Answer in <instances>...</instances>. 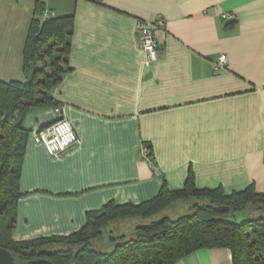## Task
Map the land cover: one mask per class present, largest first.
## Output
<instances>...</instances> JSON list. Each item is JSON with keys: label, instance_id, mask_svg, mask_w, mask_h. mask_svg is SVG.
I'll return each mask as SVG.
<instances>
[{"label": "crops", "instance_id": "obj_1", "mask_svg": "<svg viewBox=\"0 0 264 264\" xmlns=\"http://www.w3.org/2000/svg\"><path fill=\"white\" fill-rule=\"evenodd\" d=\"M39 0H0V80L25 81L24 48ZM73 14L70 69L53 90L79 144L51 156L31 136L57 118L30 109L13 238L68 235L110 201L141 203L162 185L264 193V0H40ZM234 14L224 19L223 14ZM163 19L145 65L138 20ZM227 54V63L215 61ZM150 146L157 174L143 155ZM176 264H233L227 247Z\"/></svg>", "mask_w": 264, "mask_h": 264}, {"label": "trees", "instance_id": "obj_2", "mask_svg": "<svg viewBox=\"0 0 264 264\" xmlns=\"http://www.w3.org/2000/svg\"><path fill=\"white\" fill-rule=\"evenodd\" d=\"M45 10L37 1L24 48L25 81L0 80V246L18 263L47 258L55 264H176L193 251L227 247L233 264H264V193L254 185L232 193L199 188L192 172L182 188L171 190L164 183L141 203L110 201L89 211L85 225L71 234L13 238L29 138L23 120L32 108L59 105L53 90L70 69L73 14L44 19ZM176 201H192V213L151 219ZM248 210L258 214L238 219ZM128 218L141 221L129 233L110 234L111 250L93 247L112 232L110 223Z\"/></svg>", "mask_w": 264, "mask_h": 264}, {"label": "built area", "instance_id": "obj_3", "mask_svg": "<svg viewBox=\"0 0 264 264\" xmlns=\"http://www.w3.org/2000/svg\"><path fill=\"white\" fill-rule=\"evenodd\" d=\"M56 13L52 10L46 9L43 13V18L55 16ZM224 19L234 18V14L225 13L222 15ZM137 29L141 37V46L145 52V65L150 66L159 58V48L161 47L160 35L166 29V22L163 19H156L152 21L138 20ZM227 63V54L223 53L215 61L216 69H222ZM65 107L57 106L55 111L57 118L53 122L34 129L31 132L32 139L39 144H42L46 151L55 157H59L76 147L80 140L74 129L72 122L65 115ZM143 155L149 160L153 170L160 174L161 171L156 163L152 160L150 149L147 146L142 148Z\"/></svg>", "mask_w": 264, "mask_h": 264}, {"label": "rangeland", "instance_id": "obj_4", "mask_svg": "<svg viewBox=\"0 0 264 264\" xmlns=\"http://www.w3.org/2000/svg\"><path fill=\"white\" fill-rule=\"evenodd\" d=\"M192 201H176L166 208L162 209L158 214H156L151 219H158L162 215H170L172 217H177L179 215H187L192 213L191 208ZM251 214L256 216L258 213H252L251 211H244L243 214L240 213L238 219L248 218ZM141 221V219L136 218H128L120 221H115L109 224L107 227L108 231H112L111 233H106L102 240H97L93 243L94 248H105L106 250H111L113 245L109 244V236L110 234L118 235L123 232H130L137 222Z\"/></svg>", "mask_w": 264, "mask_h": 264}, {"label": "water", "instance_id": "obj_5", "mask_svg": "<svg viewBox=\"0 0 264 264\" xmlns=\"http://www.w3.org/2000/svg\"><path fill=\"white\" fill-rule=\"evenodd\" d=\"M236 19H232L231 22H235ZM0 264H55L53 261L47 258L31 259L25 262H16L12 253L5 247L0 246Z\"/></svg>", "mask_w": 264, "mask_h": 264}]
</instances>
